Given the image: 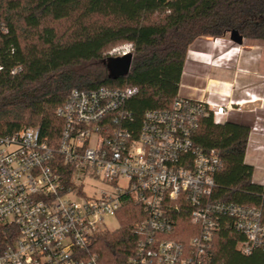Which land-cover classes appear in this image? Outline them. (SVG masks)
Returning a JSON list of instances; mask_svg holds the SVG:
<instances>
[{
    "label": "built area",
    "instance_id": "2783aa9c",
    "mask_svg": "<svg viewBox=\"0 0 264 264\" xmlns=\"http://www.w3.org/2000/svg\"><path fill=\"white\" fill-rule=\"evenodd\" d=\"M135 93L75 88L56 109L54 136L40 127L0 134V226L16 231L0 264H102L97 235L116 230L111 218L119 228L117 213L131 204L144 216L130 228L136 244L122 264H205L223 228L242 236V255L264 249L262 209L215 198L219 153L193 141L201 117L225 123L253 98L215 104L179 96L137 121L127 107ZM184 216L190 230L180 228Z\"/></svg>",
    "mask_w": 264,
    "mask_h": 264
},
{
    "label": "trees",
    "instance_id": "16d2710c",
    "mask_svg": "<svg viewBox=\"0 0 264 264\" xmlns=\"http://www.w3.org/2000/svg\"><path fill=\"white\" fill-rule=\"evenodd\" d=\"M1 24L7 32L0 35V134L40 127L54 136L61 124L56 109L75 88H135L127 107L137 121L148 110L170 109L197 40L225 38L233 30L264 40V0H0ZM122 44L132 47V64L115 77L108 53ZM249 136L247 125L203 116L193 141L219 153L215 198L260 206L264 220V186L253 182L254 167L245 162ZM136 209L123 208L119 228L97 235L102 264H122L134 249L130 228L144 216ZM179 224L190 230L185 216ZM15 232L0 226V250ZM240 240L237 232L220 230L205 264H264V249L242 255Z\"/></svg>",
    "mask_w": 264,
    "mask_h": 264
},
{
    "label": "crops",
    "instance_id": "0c3cea01",
    "mask_svg": "<svg viewBox=\"0 0 264 264\" xmlns=\"http://www.w3.org/2000/svg\"><path fill=\"white\" fill-rule=\"evenodd\" d=\"M245 40L251 41V48L227 47L222 50L211 45L206 49L200 44L204 39L197 40L188 52L190 58L185 64L179 96L215 104L253 98L244 103L240 111L231 112L229 121L249 127L255 125L259 129L250 133L245 162L254 167L253 182L264 186V71L255 63L256 51L262 47L256 43L261 40ZM246 51H249L248 56ZM224 57L230 58L231 62L221 76L212 77L201 68L205 66V60ZM184 86L185 92L182 91Z\"/></svg>",
    "mask_w": 264,
    "mask_h": 264
},
{
    "label": "rangeland",
    "instance_id": "374dc122",
    "mask_svg": "<svg viewBox=\"0 0 264 264\" xmlns=\"http://www.w3.org/2000/svg\"><path fill=\"white\" fill-rule=\"evenodd\" d=\"M252 40V39H251ZM251 41L250 40H245L243 45H235L233 42L230 41V37L229 34L225 37V38H205L203 42H200V44L203 45V47L205 46V48H209L211 45H215L217 48H221L222 50L227 48V47H245V48H251L250 44ZM252 43H254L252 41ZM258 45V47H262V49H257L258 51H256L257 53V58H256V64L258 63V65L260 66V68L262 69V71H264V40H261L259 42H256ZM129 46L128 44H122L119 46H116L114 48H112L108 55L111 56L113 54H116L117 52H119L120 50H122L123 48ZM194 46H192L193 49ZM256 47V48H258ZM205 49V50H206ZM246 56L249 55V51H246L245 53ZM189 55L187 56V59H189ZM189 61V60H188ZM205 66L203 65V67H201L203 70L205 69V71L212 77H217V76H221L223 74V72L225 71L226 68H228V66L230 65L231 59L230 58H215L213 61L209 60H205ZM208 63V64H207ZM182 91L185 92V86L184 88H182ZM109 227L111 229H117L118 228V222L111 218L108 223Z\"/></svg>",
    "mask_w": 264,
    "mask_h": 264
},
{
    "label": "water",
    "instance_id": "95a60500",
    "mask_svg": "<svg viewBox=\"0 0 264 264\" xmlns=\"http://www.w3.org/2000/svg\"><path fill=\"white\" fill-rule=\"evenodd\" d=\"M230 41L235 45H243L244 37L237 30H233L229 33ZM133 54H127L122 57H109L107 59L108 68L112 76L123 74L129 70L132 64Z\"/></svg>",
    "mask_w": 264,
    "mask_h": 264
}]
</instances>
